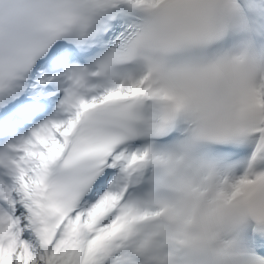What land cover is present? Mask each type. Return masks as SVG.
Masks as SVG:
<instances>
[{
  "label": "snow or ice",
  "instance_id": "snow-or-ice-1",
  "mask_svg": "<svg viewBox=\"0 0 264 264\" xmlns=\"http://www.w3.org/2000/svg\"><path fill=\"white\" fill-rule=\"evenodd\" d=\"M0 264H264V0H0Z\"/></svg>",
  "mask_w": 264,
  "mask_h": 264
}]
</instances>
